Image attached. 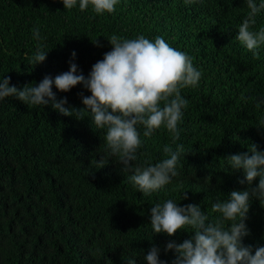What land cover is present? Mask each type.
I'll list each match as a JSON object with an SVG mask.
<instances>
[{"label": "trees", "instance_id": "trees-1", "mask_svg": "<svg viewBox=\"0 0 264 264\" xmlns=\"http://www.w3.org/2000/svg\"><path fill=\"white\" fill-rule=\"evenodd\" d=\"M248 12L245 0H119L113 13L99 15L91 5L81 11L78 2L65 9L60 0H0V81L8 78L9 86L67 72L73 52L87 77L112 50V35L163 37L202 73L197 86L181 89L188 105L179 140L173 143L163 126L144 137L138 126L142 146L133 166L169 158L165 146L184 147L178 175L150 195L129 180L132 172L122 171L119 156L106 146L107 130L97 128L89 112L78 120L51 105H26L15 97L0 101V264H127L130 258L147 264L153 246L164 264H173L175 253H165L166 244L182 243L193 230L155 234L151 207L172 199L181 207L198 205L214 219L217 199L248 189L247 182L239 183L243 170L233 171L226 160L248 152L250 143L264 151V104L257 107L264 100V45L257 59L235 40ZM255 20L258 31L264 10ZM37 27L40 40L33 36ZM38 45L48 55L34 65ZM52 91L76 109L84 107L81 92L91 95L82 85ZM100 156L103 168H97ZM258 183L259 178L252 187ZM245 223L250 234L242 243L254 254L264 247V206L254 197Z\"/></svg>", "mask_w": 264, "mask_h": 264}, {"label": "clouds", "instance_id": "clouds-1", "mask_svg": "<svg viewBox=\"0 0 264 264\" xmlns=\"http://www.w3.org/2000/svg\"><path fill=\"white\" fill-rule=\"evenodd\" d=\"M65 9L79 3L81 11L89 5L99 15L113 13L119 0H60ZM194 0H185L186 4ZM249 9L247 17L238 28L235 40L259 58L258 49L264 45V27L253 30L255 17L264 10V0H245ZM33 36L40 40L39 28L33 29ZM98 41V40H97ZM97 41L94 43L100 46ZM112 50L97 61L87 77L78 71L74 62L76 53L71 54L69 70L55 76H45L38 84L24 85L22 88L9 86L10 80L0 81V101L15 97L26 105H51L52 109L65 117L76 116L83 120L89 112L97 128L106 129L105 142L112 155H118L122 171L133 174L129 180L144 195L163 189L178 175L176 166L183 145L176 150L165 146L163 151L169 158L148 166H133L137 160V150L142 146L138 126L144 127L143 136L151 137L162 126L172 134L173 143L179 140L178 125L183 117V109L188 101L182 97L181 89L198 85L202 73L194 67L191 58L170 46L163 37L149 40L143 35L134 39H121L112 35L108 40ZM48 52L38 45L31 58L34 65L43 63ZM77 85L91 93L80 98L84 105L81 109L67 107V98L58 99L52 91L53 86L62 93L71 91ZM264 100L257 103V107ZM233 171L243 170L248 189L232 191L226 200L217 199L212 204V212L218 214L211 219L201 207L188 204L183 207L168 199L157 203L150 210V224L155 234L173 237L185 228L192 229L189 239L182 243L170 240L165 253L174 252L173 264H264V247L254 250L245 246L243 238L250 234L246 226L251 199H258L264 206V151H259L255 143H250L248 152L230 155L226 158ZM97 168H103L105 159L100 156ZM259 178L256 187L252 182ZM186 193L183 199H187ZM160 249L153 246L144 257L147 264H164L159 259ZM127 264H135L130 258Z\"/></svg>", "mask_w": 264, "mask_h": 264}]
</instances>
